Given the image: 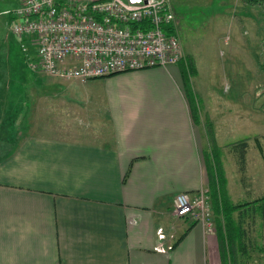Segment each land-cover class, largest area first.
<instances>
[{"label":"crops","instance_id":"1","mask_svg":"<svg viewBox=\"0 0 264 264\" xmlns=\"http://www.w3.org/2000/svg\"><path fill=\"white\" fill-rule=\"evenodd\" d=\"M242 2L252 25L262 4ZM229 9L214 22L221 32ZM7 54L0 51V264H222L216 234L173 214L177 194L208 189L204 125L182 73L189 57L197 75L194 57L86 81L48 77L45 94L35 79L16 94L23 113L9 107Z\"/></svg>","mask_w":264,"mask_h":264},{"label":"rangeland","instance_id":"2","mask_svg":"<svg viewBox=\"0 0 264 264\" xmlns=\"http://www.w3.org/2000/svg\"><path fill=\"white\" fill-rule=\"evenodd\" d=\"M224 2L171 0L178 16L177 32L183 57L192 56L197 63V75L192 76L189 88L196 114L204 125L201 127L204 148L208 154L212 150L208 133L212 131L229 198L232 203H246L264 197V22L261 17L264 4L251 10L254 21L248 25L241 18L246 11L242 0H233L232 5ZM19 6L20 0H0V51L2 56L8 53L9 107L12 112L23 110L24 113L25 99L21 106L16 94L31 87L35 79L42 80L37 92L45 94L46 86L42 84L48 76L30 68L21 49V39L12 33L18 21L12 18L13 13ZM228 8L232 16L230 28L226 26L221 32L214 22L217 20L218 25L222 12ZM218 36L221 38L217 39ZM226 37L228 40L224 42ZM28 53L33 55L31 48ZM64 86L55 85L52 89L63 91ZM242 141H246L247 148L241 170L235 145ZM249 217L244 223L248 255L227 264H264L263 221L257 214L254 220Z\"/></svg>","mask_w":264,"mask_h":264},{"label":"built area","instance_id":"3","mask_svg":"<svg viewBox=\"0 0 264 264\" xmlns=\"http://www.w3.org/2000/svg\"><path fill=\"white\" fill-rule=\"evenodd\" d=\"M12 18L30 68L51 78L86 81L184 58L170 0H20ZM173 214L216 233L207 188L177 194Z\"/></svg>","mask_w":264,"mask_h":264},{"label":"trees","instance_id":"4","mask_svg":"<svg viewBox=\"0 0 264 264\" xmlns=\"http://www.w3.org/2000/svg\"><path fill=\"white\" fill-rule=\"evenodd\" d=\"M249 2L264 4V0H249ZM166 31L169 34H174L172 28H167ZM182 73L185 92L192 98V91L189 88V77L195 76L196 70L191 58L185 57ZM193 110L195 112L194 105ZM208 133L212 144L211 152L205 156L208 191L215 217V230L221 263L227 264L228 261L232 263L236 258L248 255L247 233L244 228L245 219L250 216L249 218L254 220L253 218L257 214L264 225V197L246 203H232L226 190L227 181L222 169L218 147L215 144L212 131ZM246 148V141L235 145L237 162L241 170L245 163Z\"/></svg>","mask_w":264,"mask_h":264}]
</instances>
